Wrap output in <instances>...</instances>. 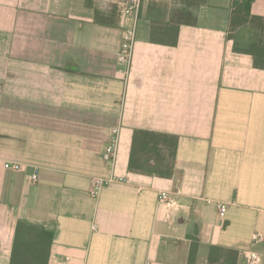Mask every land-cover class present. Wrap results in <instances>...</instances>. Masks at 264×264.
I'll return each instance as SVG.
<instances>
[{"label": "crops", "instance_id": "obj_1", "mask_svg": "<svg viewBox=\"0 0 264 264\" xmlns=\"http://www.w3.org/2000/svg\"><path fill=\"white\" fill-rule=\"evenodd\" d=\"M181 6L143 0L128 74L116 0H0V264L19 225L47 264H264V0Z\"/></svg>", "mask_w": 264, "mask_h": 264}, {"label": "built area", "instance_id": "obj_2", "mask_svg": "<svg viewBox=\"0 0 264 264\" xmlns=\"http://www.w3.org/2000/svg\"><path fill=\"white\" fill-rule=\"evenodd\" d=\"M117 4L120 7L121 18L127 23V27L124 31V39L120 48V52L118 55V62L124 66H126V73H130L134 49L137 42L139 25L141 22V12L143 9V0H116ZM117 151V135L115 134L111 143L106 148L103 158L109 163H113L115 159ZM4 167L7 170L19 172L23 171L25 168L24 163L18 161H4ZM39 178V171L35 168L34 173L31 176L33 182H37ZM113 183V178H100L96 177L92 180V189L90 191V195L92 197H97L99 193L105 186H108ZM160 199L162 201L169 200V193L162 192L160 194ZM221 216L223 217L228 204L220 202L218 204ZM263 240V237L256 233L253 236V241L258 242ZM244 256L248 262V264H259L261 261V255L253 250L244 251Z\"/></svg>", "mask_w": 264, "mask_h": 264}, {"label": "trees", "instance_id": "obj_3", "mask_svg": "<svg viewBox=\"0 0 264 264\" xmlns=\"http://www.w3.org/2000/svg\"><path fill=\"white\" fill-rule=\"evenodd\" d=\"M180 2L182 6L180 9L175 10L174 18L181 21L182 24H189L194 22V15L190 10V6L204 4L206 3V0H180ZM153 9L154 11H161V8L157 6H154ZM178 32L179 27H172L167 32L154 27L152 30V41L158 44L176 45ZM159 34H168L170 36V39H168L169 41L157 40L156 38H159ZM134 165L135 154L132 155V168ZM51 242V236L46 232L33 226L19 225L16 231L11 264H47L50 255ZM215 250L216 248L212 249L213 252ZM193 251L194 248L192 247L191 255H193Z\"/></svg>", "mask_w": 264, "mask_h": 264}, {"label": "rangeland", "instance_id": "obj_4", "mask_svg": "<svg viewBox=\"0 0 264 264\" xmlns=\"http://www.w3.org/2000/svg\"><path fill=\"white\" fill-rule=\"evenodd\" d=\"M168 153V154H167ZM167 155H166V161H165V164L167 165V166H170L171 164H172V150L171 149H169V151H167Z\"/></svg>", "mask_w": 264, "mask_h": 264}]
</instances>
